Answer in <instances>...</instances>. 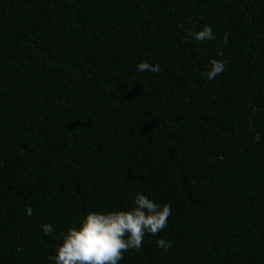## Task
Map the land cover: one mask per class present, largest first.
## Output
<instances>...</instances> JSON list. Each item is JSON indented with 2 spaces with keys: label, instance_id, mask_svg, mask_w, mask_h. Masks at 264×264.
Returning a JSON list of instances; mask_svg holds the SVG:
<instances>
[{
  "label": "trees",
  "instance_id": "obj_1",
  "mask_svg": "<svg viewBox=\"0 0 264 264\" xmlns=\"http://www.w3.org/2000/svg\"><path fill=\"white\" fill-rule=\"evenodd\" d=\"M137 193L171 215L119 264H264V0H0V264Z\"/></svg>",
  "mask_w": 264,
  "mask_h": 264
},
{
  "label": "clouds",
  "instance_id": "obj_2",
  "mask_svg": "<svg viewBox=\"0 0 264 264\" xmlns=\"http://www.w3.org/2000/svg\"><path fill=\"white\" fill-rule=\"evenodd\" d=\"M197 41L215 39L211 26H205L198 32L189 31L185 39ZM227 33L224 43H227ZM218 55L223 52L218 50ZM211 68L203 75L208 81L225 71V61L212 59ZM140 72L159 73L160 65L141 62L137 66ZM135 207L131 210L111 211L106 214L90 212L80 227H72L63 235L62 244L57 246L56 255L50 257L55 264H119L123 253L140 250L145 234L157 235L164 230L171 215L169 204H158L148 196L137 193ZM32 215L31 207L25 209ZM43 231L48 235L54 231L51 224H44ZM157 246L167 250L171 244L164 238L157 241Z\"/></svg>",
  "mask_w": 264,
  "mask_h": 264
}]
</instances>
